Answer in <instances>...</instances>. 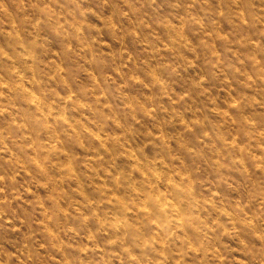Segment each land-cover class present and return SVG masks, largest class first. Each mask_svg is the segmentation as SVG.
<instances>
[{"label":"clouds","instance_id":"9594fccd","mask_svg":"<svg viewBox=\"0 0 264 264\" xmlns=\"http://www.w3.org/2000/svg\"><path fill=\"white\" fill-rule=\"evenodd\" d=\"M0 264H264V0H0Z\"/></svg>","mask_w":264,"mask_h":264}]
</instances>
